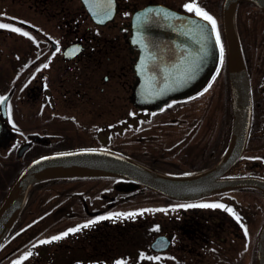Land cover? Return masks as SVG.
I'll return each instance as SVG.
<instances>
[{
  "label": "flooded vegetation",
  "instance_id": "af4514ba",
  "mask_svg": "<svg viewBox=\"0 0 264 264\" xmlns=\"http://www.w3.org/2000/svg\"><path fill=\"white\" fill-rule=\"evenodd\" d=\"M193 2L215 19L223 62L194 94L166 100V93H158L160 87L185 88L199 81L197 74L191 75L201 68L199 45L196 38L191 41L183 18L171 19L178 25L169 29L160 26L166 19L155 18L154 9L196 16L184 8ZM134 14L142 19L133 42ZM0 23L28 33L0 29V97L6 98L0 104V164L5 168L21 170L42 154L97 149L126 155L165 176L184 178L216 169L215 182L233 183L179 198L140 183L132 188L134 181L125 177L38 180L28 195L36 183L43 185L42 191L57 193L30 203L25 217L35 220L18 216L0 245V264H259L264 230V0H0ZM77 47L80 51L73 54ZM230 48L241 53L249 84L243 147L234 137ZM154 100L158 107L144 106ZM235 143L231 162L224 165ZM93 183H112L123 193L154 191L151 198L158 200V210L166 209L155 210L149 242L128 250L126 221L115 227L111 219L98 220L110 216L112 197L79 192V185ZM217 203L231 208L240 221L222 208L179 207ZM53 217L55 226L46 225ZM89 221L98 222L63 236ZM31 231H54L63 238L56 240L53 251L39 248L27 259L29 251L20 249L25 241L5 252ZM158 235L166 236V248L152 247Z\"/></svg>",
  "mask_w": 264,
  "mask_h": 264
},
{
  "label": "water",
  "instance_id": "95a60500",
  "mask_svg": "<svg viewBox=\"0 0 264 264\" xmlns=\"http://www.w3.org/2000/svg\"><path fill=\"white\" fill-rule=\"evenodd\" d=\"M154 11L155 13H162L161 15H154L155 18L166 19L163 13L168 14V18L164 20V24L160 26H165L169 29L178 25L171 19L177 20V18H183V25L187 29H190L191 41H194L196 38L198 42L197 58L201 62L200 71L197 73L191 72L192 78L195 77V74L200 77L198 82L192 80L190 86L185 88L163 87L161 89L160 87L158 93H166L167 96L164 98L166 100L173 97L192 95L199 89V86L205 84L213 76L219 62V48L215 44V34L211 32V25L201 17L195 15H183L177 11L162 8H156ZM136 17L134 14L131 25L133 42L136 36ZM158 24L160 23L156 25ZM229 44H231V41H229ZM229 80L232 91V106L235 114L234 137L235 140L242 142L243 147L248 132L251 101L248 79L241 53L235 54L232 48L229 50ZM135 92L136 90L133 93L134 99ZM148 104H144V106L150 108L158 107L155 100ZM235 145L236 143L231 147L229 158L224 165L231 162ZM216 171L214 169L206 174L188 178H173L156 173L127 156L110 151L79 149L44 154L32 159L21 170L0 203V243L17 216L29 185L34 181L73 174H107L130 178L134 181L131 185L133 187L141 183L165 195L188 198L215 192L226 186L233 185L231 182L224 185L215 182ZM158 244L162 245L158 247ZM152 247L155 249L166 248V236H157L152 243ZM260 252L259 264L264 259V230L262 232Z\"/></svg>",
  "mask_w": 264,
  "mask_h": 264
},
{
  "label": "trees",
  "instance_id": "16d2710c",
  "mask_svg": "<svg viewBox=\"0 0 264 264\" xmlns=\"http://www.w3.org/2000/svg\"><path fill=\"white\" fill-rule=\"evenodd\" d=\"M20 172V169H7L2 164H0V201L8 188L10 182L17 176ZM61 178V177H60ZM62 178H85V179H114L115 176L112 175H70V176H63ZM10 181V182H9ZM4 185V183H6ZM43 187L39 183L34 184L31 191L29 192L27 202L25 207L23 208L22 212L20 213V217H25L28 215V207L30 203L35 200L36 198L43 196L47 193L56 194L57 191H42L39 188ZM71 187V186H70ZM80 193L83 196H87L89 194H93L97 196L98 194L105 192L109 194L111 198V206L109 208L110 216L113 218L111 219L112 225L115 227L122 226L119 221L125 220V224L123 223V228L126 233V244L127 249L131 250L135 243L138 242H149L150 236L154 235L155 231L153 230V223H151V219L155 215V210L159 208L155 205L158 201L156 199H152L151 196L154 191L149 190L147 188H135L132 190H127L126 192H122L119 190L120 188L113 185L112 183L109 184H84L79 185ZM70 194V193H69ZM125 194V195H124ZM165 210L166 208H162ZM149 210V211H144ZM143 213L138 214L134 217L129 216L127 218L124 217H116V214L121 213ZM19 217V221L23 218ZM28 220L33 221L35 218L33 217H25ZM57 218H48L46 220V225L55 226V222ZM141 230V236L137 235V232ZM58 236L56 232H41L35 234L29 241L25 242L20 249H27L29 252H37L38 248L43 247H53L55 244V240L51 243L41 244L40 241L44 240H52V237ZM30 248V249H29ZM10 256V257H9ZM7 258H13V256L8 255Z\"/></svg>",
  "mask_w": 264,
  "mask_h": 264
},
{
  "label": "snow or ice",
  "instance_id": "6c2138e0",
  "mask_svg": "<svg viewBox=\"0 0 264 264\" xmlns=\"http://www.w3.org/2000/svg\"><path fill=\"white\" fill-rule=\"evenodd\" d=\"M85 2L87 3L88 0H85ZM184 8L188 11V12H194L196 14V16L198 17H201L203 20L207 21L208 24L211 25V32L215 34V44L216 46H218L219 48V57H220V62L222 63L223 62V52H224V49H223V45L221 43V40H220V35H219V32L217 31V25H216V21L215 19L209 15L206 11L202 10L198 5H196L194 2L193 3H188V4H185L184 5ZM149 12H151V10H149ZM162 13L161 12H157L156 15H161ZM105 15L107 16V18H110V13H105ZM164 17L167 19L168 18V14L167 13H163ZM142 17L141 16H137L136 17V20L138 22V25H139V22L141 21ZM0 29H9L13 32H17V33H20L24 36H27L28 33L26 32H21V30L19 28H16V27H10L8 24H3V23H0ZM201 31H203V29H201ZM56 51L59 52L60 49L59 47L56 48ZM80 49L77 47L75 49H73V54H75L76 52H79ZM44 67H48L47 64L44 65ZM210 86V85H209ZM207 90V89H205ZM5 100L6 98H2L0 97V104H3L5 103ZM179 207L181 208H194V207H203V208H222V209H225L226 211H228L229 213H231L235 219L237 220V222L240 221V217L238 215L235 214V212L231 209V208H227L225 205H222V204H188V205H180ZM144 211H149V210H144ZM158 211H163V210H158ZM138 214H143L142 212L141 213H121V214H116V217L119 218V217H124V218H127L129 216H136ZM113 217L112 216H101L98 218V220H104V219H112ZM98 221H89L88 224H85V225H82V226H78L77 228H74V229H70L68 232H65L63 234V236H67L69 234V232H78L81 230V228H87L89 226H91L92 224L96 223ZM63 236H55V237H52V240H44V241H40L41 244H46V243H51L52 241L54 240H59V239H62ZM31 253L29 252L28 254L25 255V257L23 259H27L28 256H30ZM142 258H143V255H142ZM150 259H153V260H158L159 257H152ZM17 264H20V262H17ZM118 264H123V262H118Z\"/></svg>",
  "mask_w": 264,
  "mask_h": 264
},
{
  "label": "rangeland",
  "instance_id": "374dc122",
  "mask_svg": "<svg viewBox=\"0 0 264 264\" xmlns=\"http://www.w3.org/2000/svg\"><path fill=\"white\" fill-rule=\"evenodd\" d=\"M5 184H7V182L6 183H4V185ZM35 231L34 232H27V233H25L21 238H19V239H16V240H13L11 243H10V245L6 248V250H5V252L6 251H8L9 249H11V248H13L14 246H18L19 244H21V243H23L24 241H26L27 239H29V238H31L33 235H35ZM67 242H69V240L67 241ZM55 247V245L53 246V247H51V248H54ZM50 248V249H51Z\"/></svg>",
  "mask_w": 264,
  "mask_h": 264
}]
</instances>
